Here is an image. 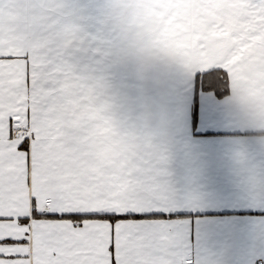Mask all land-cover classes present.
<instances>
[{
	"label": "snow or ice",
	"instance_id": "1",
	"mask_svg": "<svg viewBox=\"0 0 264 264\" xmlns=\"http://www.w3.org/2000/svg\"><path fill=\"white\" fill-rule=\"evenodd\" d=\"M165 3L174 20L214 11L228 40L264 26V0ZM62 9L0 0V264H194L166 145L112 114Z\"/></svg>",
	"mask_w": 264,
	"mask_h": 264
},
{
	"label": "crops",
	"instance_id": "2",
	"mask_svg": "<svg viewBox=\"0 0 264 264\" xmlns=\"http://www.w3.org/2000/svg\"><path fill=\"white\" fill-rule=\"evenodd\" d=\"M59 3L91 4L90 14L94 4H102L107 10L102 28L110 19L117 24V33L77 32L81 39L71 59L93 74H107L106 82L112 73L111 96L103 86L112 114L166 145L163 166L185 213L179 220L194 264H259L264 260V26L239 21L250 30L228 40L218 31L217 14L204 7L174 20L165 0ZM111 4H116L112 17ZM89 12L84 22L92 26ZM77 20L76 13V25ZM95 57L101 58L96 69ZM218 67L228 73L230 92L218 97L200 91L194 118L195 75Z\"/></svg>",
	"mask_w": 264,
	"mask_h": 264
},
{
	"label": "rangeland",
	"instance_id": "3",
	"mask_svg": "<svg viewBox=\"0 0 264 264\" xmlns=\"http://www.w3.org/2000/svg\"><path fill=\"white\" fill-rule=\"evenodd\" d=\"M62 5H63L62 14L59 17L61 22H62V24L74 26L77 32H83V33L92 32V33L98 34V33L108 32V31H110V33H112V32L117 33V31H118L117 24H114L113 19H110V25H108V26L104 25L103 28H102V25L99 23V21L101 20V17L103 15L105 16V12L107 13L106 9L105 10H101L102 4H94V6H95L94 7V14L91 13L92 16H94L93 25L92 26H90L89 21H88V23L84 22L85 18L88 15V13H86V11L87 12L90 11L89 6L91 7V4H62ZM74 5H76V7ZM86 5L88 6V9H86ZM111 6H112V8L110 10V13H111L110 17L113 16L112 12H114V11L116 12V9L114 7V6H116V4H111ZM76 13H77V18H78L77 25L75 24ZM89 14H90V12H89ZM91 14H90V16H91ZM78 58H81V57H77V59ZM82 63L83 62L80 61L79 64H82ZM97 63L98 64L101 63V58L100 57H95L94 69H96ZM94 75L97 76L98 78H101V81H102V84L104 86V89H105V87H109L110 96H111V94L113 93L112 87H113V84H114L113 81L111 80L113 74L109 73V79H107V82H109L108 83L109 86L107 85V82H106V75L107 74H102L100 72H98V73L95 72ZM103 92H104V95H105V90Z\"/></svg>",
	"mask_w": 264,
	"mask_h": 264
},
{
	"label": "trees",
	"instance_id": "4",
	"mask_svg": "<svg viewBox=\"0 0 264 264\" xmlns=\"http://www.w3.org/2000/svg\"><path fill=\"white\" fill-rule=\"evenodd\" d=\"M217 69H222L223 70L222 72H220L218 74L219 76L222 77V79H217L215 77H209L207 80H204V77L201 75L200 76L199 92L200 91H204V90L214 91L218 97H224L227 94H229L230 85H229L228 73L226 72V70H224L221 67L213 68V69H210V70H217ZM210 70H207V71H210ZM207 71L198 72L195 75V79H194V112L196 110L197 96H198V93H199V92L198 93L196 92V77H197V74H202V73L207 72Z\"/></svg>",
	"mask_w": 264,
	"mask_h": 264
},
{
	"label": "built area",
	"instance_id": "5",
	"mask_svg": "<svg viewBox=\"0 0 264 264\" xmlns=\"http://www.w3.org/2000/svg\"><path fill=\"white\" fill-rule=\"evenodd\" d=\"M259 264H264V260H261V261L259 262Z\"/></svg>",
	"mask_w": 264,
	"mask_h": 264
}]
</instances>
